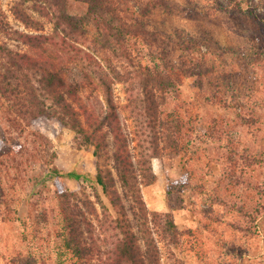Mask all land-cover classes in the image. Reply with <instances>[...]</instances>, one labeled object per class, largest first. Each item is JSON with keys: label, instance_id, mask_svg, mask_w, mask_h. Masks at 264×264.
<instances>
[{"label": "rangeland", "instance_id": "374dc122", "mask_svg": "<svg viewBox=\"0 0 264 264\" xmlns=\"http://www.w3.org/2000/svg\"><path fill=\"white\" fill-rule=\"evenodd\" d=\"M13 2L0 0V7L15 29L25 33H55L50 18L39 8L41 2L24 5L34 21L32 28L14 15L11 10ZM124 2L125 7L143 20L150 30L158 31L174 47L183 45L182 39L195 40L199 46L193 57L202 60L199 74L183 79L179 98L175 100L185 111L198 116L199 133L189 138L187 152L154 159L157 180L142 187L148 211L169 213L177 226L174 238H167L164 244L156 232L157 228L153 223L149 225L160 248L161 264H264V208H261L264 205V0ZM87 12L88 4L85 2L69 3L68 14L74 18L84 17ZM90 27V32H95V26L92 24ZM2 40L15 50L38 56V51L28 45L8 42L5 37ZM46 46L59 53L52 43ZM137 54L134 52V55ZM59 55L57 60L63 65V56ZM179 55L190 59L182 48H178L174 56ZM65 64L71 70V78L82 82L79 69ZM80 93L98 115H105L106 103L101 93L89 87ZM115 93L122 107L126 97L121 84L116 85ZM206 94L211 95L210 98L216 94L218 97L207 102ZM119 113L122 128L133 149L134 124L128 118V112L121 108ZM10 118L17 116L0 98V139L5 140L7 148L13 151L12 155L19 163L17 171L16 166L13 168L8 161V166L2 167L4 172L0 175V264H10L9 255L13 252L22 253L17 261L20 264H35V260L28 256L26 243L22 241L21 223L13 222L14 214L8 213L5 207V203H12L19 192L23 191L25 197L19 216L28 225L32 224V220L29 222L30 219H27L30 215L34 216L42 209L51 212L50 225L40 234L44 241L53 237L56 229V197L60 190L77 193L82 199L88 195L94 201L97 191L112 212L113 209L101 188H96L91 181L97 173L94 156L78 147L72 130L57 125L48 128L34 124L29 128L24 126L20 131L8 123ZM202 118L216 119L214 139L205 136L208 126ZM229 139L234 140L230 147L236 154L224 148ZM109 140L113 150L111 134ZM46 146L49 156H54L53 163L58 169L75 171L87 179L57 181L49 177L48 167L42 162L44 157L40 160L41 156L37 157L38 151L43 153ZM247 157L256 158L253 167L248 166ZM232 159L238 164L233 173ZM15 175L20 180L13 181ZM33 177H38L37 185ZM79 205L83 207L84 200ZM97 207L100 217L86 214L85 221L92 222L93 227L82 226L85 245H93L95 249L94 259L84 256L71 264H100L97 254L108 248V237L113 232H104L101 224L105 219L101 207ZM126 207L134 231L142 236L138 231L141 222L135 220L128 202ZM53 209L55 212H52ZM149 220L151 222L152 217ZM139 243L144 245L141 239ZM34 245H41L44 249L48 242ZM38 261V264H57L55 256Z\"/></svg>", "mask_w": 264, "mask_h": 264}, {"label": "trees", "instance_id": "16d2710c", "mask_svg": "<svg viewBox=\"0 0 264 264\" xmlns=\"http://www.w3.org/2000/svg\"><path fill=\"white\" fill-rule=\"evenodd\" d=\"M72 1L88 4V12L82 19L68 14ZM27 2H41L39 8L50 18L55 33L21 32L11 25L0 7V98L17 116L8 119V123L20 131L24 126L29 128L34 124L48 128L57 125L72 130L78 147L90 151L96 160L97 173L95 178L88 180L93 181L96 188H101L114 212L104 203L97 189L95 201L88 195L82 199L77 193L60 190L56 197V229L53 237L48 234L50 239H45L48 246L42 249L39 243L45 241L40 234L50 225L51 212L42 209L36 215H30L27 219L29 222L32 220V224L28 225L19 216L20 205L25 198L23 191L19 192L12 203H5V207L8 213L14 214L13 222H20L23 227L21 236L29 258L34 259L35 264L39 263L38 260H47L48 256H55L57 264H71L84 256L93 260L95 249L93 245H85L82 226L93 227L92 222L85 221L86 214L100 217L99 205L105 219L101 224L104 232H113L108 237L107 250L97 254L100 264H161L160 248L149 225L153 223L157 228L156 232L164 244L167 238H174L177 226L169 213L148 211L142 187L157 180L154 159L187 152L189 138L199 133L198 116L175 102L183 79L199 74L202 60L193 57L199 44L189 38L182 39L183 45L174 47L125 7L124 0H14L11 10L28 28L33 27L34 21L24 9ZM92 24L95 32L91 33ZM4 37L8 42L22 43L37 50L38 56L15 50L2 40ZM47 43L54 45L65 63L79 69L82 82L71 78V70L65 63L61 65L57 60L59 53L51 51ZM178 48L186 50L190 59L183 55L174 56ZM117 84L123 86L126 97L122 107L115 93ZM86 87L102 94L106 103L105 115H98L84 101L80 91ZM210 97L206 94L205 100L210 102L218 96ZM121 108L128 112V118L134 124L133 149L122 128ZM202 120L208 126L205 136L214 139L216 119ZM110 134L114 139L113 150L110 149ZM226 141L224 148L236 154L230 147L234 140ZM38 152L37 157L41 156L38 160L44 157L42 162L48 167L49 177L57 181L86 178L75 171L58 169L53 163L54 156H49L48 146L43 153ZM12 153L5 140L0 139V175L8 161L19 171L18 160ZM245 159L250 167L256 164L255 157ZM230 163L233 173L238 164L233 159ZM19 178L15 175L12 180L16 182ZM33 179L37 185L38 177ZM82 200L83 207L79 205ZM126 202L135 220L141 222L138 225L140 237L128 217ZM149 217H152L151 222ZM20 257L22 253H11L10 264H20L17 262Z\"/></svg>", "mask_w": 264, "mask_h": 264}]
</instances>
